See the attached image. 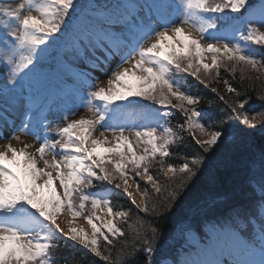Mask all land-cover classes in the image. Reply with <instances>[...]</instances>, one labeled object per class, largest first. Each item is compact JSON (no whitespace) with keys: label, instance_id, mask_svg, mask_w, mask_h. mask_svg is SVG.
Here are the masks:
<instances>
[{"label":"snow or ice","instance_id":"6c2138e0","mask_svg":"<svg viewBox=\"0 0 264 264\" xmlns=\"http://www.w3.org/2000/svg\"><path fill=\"white\" fill-rule=\"evenodd\" d=\"M0 140V264H264V0H0Z\"/></svg>","mask_w":264,"mask_h":264},{"label":"trees","instance_id":"16d2710c","mask_svg":"<svg viewBox=\"0 0 264 264\" xmlns=\"http://www.w3.org/2000/svg\"><path fill=\"white\" fill-rule=\"evenodd\" d=\"M257 54H259V51H258ZM59 67L60 66H54L53 67V70L51 71V73L52 74H55L57 72V68H59ZM222 76L224 78L228 79L235 87H237V88H240L241 87L240 84L238 83V77H237V80H233L232 77L228 76V74L225 73V72H223V70H222ZM189 84H190V87L187 90L188 91H191L193 94H198V95H201L202 97H204L205 103L202 106L206 108L207 107L206 101H207V99H209L211 97L212 94L210 92H208L207 89H204L203 86L198 85L196 82L192 81L191 78H189ZM219 86H220L221 89L223 88V85L222 84L219 85ZM253 100H254V97H253ZM254 103H255V106L258 107L260 102L254 100ZM173 123H175V118L173 119ZM182 151L189 152L190 153L192 151V149H191V147H186V148L182 149ZM171 159L174 162H179L178 160H176V157H173ZM226 186H227V182L225 181V187ZM113 204H114V206H117V205H120V204H124V202L121 201V200H117L114 197L113 198ZM124 206L127 207L128 205L127 204H124ZM141 216H143V214H141ZM147 219L148 218L145 217V221H147ZM175 220H176V217H173V218H171L169 220H164L158 226L161 227V228H164V229H170V228H172L174 226ZM129 223H133L134 224L135 221L134 220L133 221H129ZM124 227L127 228V225H125ZM196 233L198 235H200L199 234V231H196ZM185 245H186V242H184V241H181L180 244L177 245V255H178V257H181L182 253H184V251L186 250ZM67 252H68V250L63 249V248L57 250V252L55 254L56 255V258L57 259H60L62 256L66 255ZM115 255H116V253L114 251L113 252V256H115ZM79 256H80V253L77 252L76 253V258L78 259ZM83 264H102V262L99 261V259L97 257H93L90 254H88L85 257V259L83 261Z\"/></svg>","mask_w":264,"mask_h":264},{"label":"rangeland","instance_id":"374dc122","mask_svg":"<svg viewBox=\"0 0 264 264\" xmlns=\"http://www.w3.org/2000/svg\"><path fill=\"white\" fill-rule=\"evenodd\" d=\"M9 1V3H11L12 4V6H14V0H8ZM79 87H80V83H79V81H77L76 82V90H78L79 89ZM76 90H75V92H76ZM75 92L74 93H72V95H74L75 94ZM71 95V96H72ZM80 115H87V113L85 112V110L83 109V108H81L78 112H77V117L78 116H80ZM22 140H26V142H32L31 140H28L27 138H25V137H22ZM4 141L3 140H0V143H3ZM80 223L82 224V225H84L83 223V221H80ZM188 243H189V245H193V247L195 248V249H192L190 252L192 253V255L191 256H194L195 257V255H196V253H197V251H198V249L204 244V243H202V244H200V243H198V237L197 236H193V235H191V237L188 239ZM197 243V244H196Z\"/></svg>","mask_w":264,"mask_h":264},{"label":"bare ground","instance_id":"6f19581e","mask_svg":"<svg viewBox=\"0 0 264 264\" xmlns=\"http://www.w3.org/2000/svg\"><path fill=\"white\" fill-rule=\"evenodd\" d=\"M84 224V223H83ZM82 226H84L85 228H87V225L86 224H84V225H82Z\"/></svg>","mask_w":264,"mask_h":264}]
</instances>
